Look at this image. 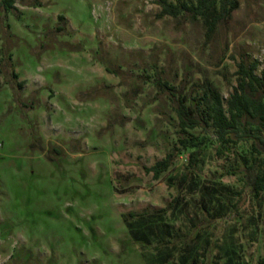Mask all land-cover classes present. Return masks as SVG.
<instances>
[{"label":"rangeland","instance_id":"1","mask_svg":"<svg viewBox=\"0 0 264 264\" xmlns=\"http://www.w3.org/2000/svg\"><path fill=\"white\" fill-rule=\"evenodd\" d=\"M238 2L208 37L159 0H0V264H264L247 145L184 147L174 109L264 67V0Z\"/></svg>","mask_w":264,"mask_h":264},{"label":"trees","instance_id":"2","mask_svg":"<svg viewBox=\"0 0 264 264\" xmlns=\"http://www.w3.org/2000/svg\"><path fill=\"white\" fill-rule=\"evenodd\" d=\"M8 6H14V0H2ZM161 9L158 14L176 16L188 13L192 18L201 17L206 25L209 37L217 25L230 16L239 2L238 0H159ZM259 62L241 60L235 70L236 83L227 97L210 83L202 85L200 92L186 102V97L173 95L178 99L174 106L178 116L180 131L188 134L183 146L198 145L195 134L190 130L200 126L210 128L216 140L224 146L237 145L244 142L247 147L241 154L245 163V175L251 194L264 203V67L257 72ZM197 149L189 152V163L197 161ZM174 152H167L150 166L153 176L171 164ZM185 175V174H184ZM183 175V179L186 176ZM163 210V209H161Z\"/></svg>","mask_w":264,"mask_h":264}]
</instances>
